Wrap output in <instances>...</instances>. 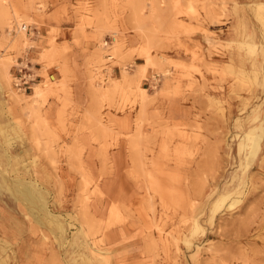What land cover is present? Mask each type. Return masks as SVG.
Returning <instances> with one entry per match:
<instances>
[{
    "label": "crops",
    "instance_id": "1",
    "mask_svg": "<svg viewBox=\"0 0 264 264\" xmlns=\"http://www.w3.org/2000/svg\"><path fill=\"white\" fill-rule=\"evenodd\" d=\"M14 2L31 18L32 31H26V45L12 48L13 41L0 29V264H154L157 252L165 258L162 264H172L170 252L182 250L172 242L188 235L169 232L173 218L167 215H172L176 195L167 180L188 175L190 157L180 146L184 141L169 136L190 133L197 123L188 86L207 87L216 97L217 75L208 67L226 73L260 70L264 51L249 52L262 32L249 7L253 0H229L227 19L218 23L186 21L197 31L180 36L169 52H151L168 74L154 90L148 81L157 70L149 65L141 79L146 97L138 96L134 104L124 103L114 92L107 94L100 77L106 83L123 81L146 64L145 56L129 51L139 47L135 22L115 15L122 32L118 41L125 47L117 58L107 54L112 61L93 74L89 58L100 47V33L108 32V23L78 29L73 0ZM210 12L215 13L214 8ZM23 58H29L35 70V85L27 93L12 84L13 67ZM171 63L199 70L189 75ZM5 66L10 83L4 78ZM37 85L49 89L38 96ZM14 103L47 123L57 142V165L39 158L33 168L25 163L23 137L14 136L21 124ZM8 172L15 174L16 183H33L43 193V210L40 203L34 206L20 196ZM178 207L175 221L187 215L186 204Z\"/></svg>",
    "mask_w": 264,
    "mask_h": 264
},
{
    "label": "rangeland",
    "instance_id": "2",
    "mask_svg": "<svg viewBox=\"0 0 264 264\" xmlns=\"http://www.w3.org/2000/svg\"><path fill=\"white\" fill-rule=\"evenodd\" d=\"M14 1L0 0V29L13 41L12 48L22 42L27 44L29 38L22 26L31 21V18L21 14L22 8ZM73 2L72 10L77 16L78 29H92L96 24L108 23L104 27L108 32L100 33V47L89 58L92 73H100L106 63L112 61L107 59V54L117 58L118 52L125 47L124 43L118 41L122 32L117 28L115 15L120 14L139 26V47L129 51L132 55L138 53L146 57L147 62L142 67L147 69L151 65L157 70L152 72L148 81V86L157 90L164 74L168 72L165 71L164 64L154 61L151 52H169L180 36L196 32L197 29L186 21L220 22L227 16L229 0ZM258 3L260 0H253L252 5H249L258 19V28L262 29L258 33L257 45L250 46L253 52L248 49L250 53L258 48L264 51V10L259 9L262 4ZM212 8L215 13L210 12ZM12 34L17 35L11 37ZM113 45L115 47L112 48ZM51 55L55 56V51L52 50ZM194 56L195 60L199 59L198 55ZM119 64L120 62H112L113 66ZM170 67L185 70L189 75L199 70L196 66H181L179 63H171ZM260 67L256 72L241 70L237 73H226L208 67V70L217 75L213 83L219 88L214 90L216 97L209 95L207 87L204 90L194 85L187 87L188 92L194 95L192 103L196 107L194 120L197 123L190 127V133L179 132L169 136L171 139L184 141L180 146L184 147V154L190 157L188 175L167 180L169 185H173L172 195H176L172 215H167V218H173L171 230L168 231L172 235H188L184 237L185 241L178 239L172 242L182 246V250L170 252L173 256L172 264H264V132L256 155H250L249 146H245L247 132L255 126H264V62ZM34 72L32 61L23 58L20 64L13 67L14 89L22 93L32 91L35 85ZM145 72L134 76L126 75L123 81L110 80L106 83L104 76L100 79L105 84L104 90L107 94L114 92L124 103L134 104L138 96L142 99L146 97V89L145 92L141 90V79ZM7 75L11 79L8 66H5V80ZM16 77L29 80L30 87L16 86ZM13 108V113L18 117L17 121L21 123L14 136L23 137L22 156L27 159L25 163L33 168V161L39 158L50 165H57L53 157L57 152V142L47 123L44 120L43 123L35 113L28 116L27 110L21 109L18 103H14ZM258 132L261 133V130L256 131ZM247 142H250L249 139ZM7 176L14 187L20 183L29 185L44 200L43 193L33 183H16L17 178L13 172H8ZM35 178L37 176L33 179ZM222 195L228 196L221 200ZM181 202L187 205V215H183V220L175 221L178 214L176 209ZM21 208L24 212L27 211L23 202ZM164 260L158 252L152 257L154 264H162L161 261ZM166 262L170 263V260L167 259Z\"/></svg>",
    "mask_w": 264,
    "mask_h": 264
},
{
    "label": "bare ground",
    "instance_id": "3",
    "mask_svg": "<svg viewBox=\"0 0 264 264\" xmlns=\"http://www.w3.org/2000/svg\"><path fill=\"white\" fill-rule=\"evenodd\" d=\"M259 9L264 10V5H260ZM145 70H146L145 67L140 66L138 71H137V73L143 74L145 72ZM256 78H257V75H256ZM6 81L8 83L11 82V79H10L9 75L6 76ZM141 90L144 91L145 89L141 88ZM46 91H45L44 87L38 85L36 87V89H35V94L38 95V96L39 95H44ZM258 130H261V133L260 132L256 133V131H258ZM263 132H264V126L263 127L262 126H255V127L251 128V130H249L247 132L248 133L247 140L249 139L250 142H247V140H246L245 146H246V144H247V146H249V152L248 153H250V155H256V153L258 152V150L260 148L261 137H262V133ZM16 191L21 195V197L23 199H26L32 205H34V206L37 205L38 206V203H40L39 204V208L42 209V210L44 209L45 205L41 203V202H43L41 196L37 195V193L35 192V190L32 189L31 186L23 184V183L16 184ZM1 193H2V191H1ZM4 193H6V192H4ZM225 196H228V195H222V199L221 200H224Z\"/></svg>",
    "mask_w": 264,
    "mask_h": 264
},
{
    "label": "built area",
    "instance_id": "4",
    "mask_svg": "<svg viewBox=\"0 0 264 264\" xmlns=\"http://www.w3.org/2000/svg\"><path fill=\"white\" fill-rule=\"evenodd\" d=\"M22 28L29 33H31L32 31V28L30 27V25H23ZM107 44H108V41H106V45ZM28 84H29V80H23V78L16 77V81H15L16 86L27 88V87H30Z\"/></svg>",
    "mask_w": 264,
    "mask_h": 264
}]
</instances>
